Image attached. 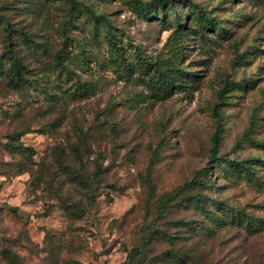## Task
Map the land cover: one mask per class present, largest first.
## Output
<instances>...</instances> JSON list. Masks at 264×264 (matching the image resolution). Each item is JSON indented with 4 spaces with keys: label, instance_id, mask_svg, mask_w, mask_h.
Returning a JSON list of instances; mask_svg holds the SVG:
<instances>
[{
    "label": "rangeland",
    "instance_id": "rangeland-1",
    "mask_svg": "<svg viewBox=\"0 0 264 264\" xmlns=\"http://www.w3.org/2000/svg\"><path fill=\"white\" fill-rule=\"evenodd\" d=\"M163 1L0 0L31 71L0 72V264H264V0Z\"/></svg>",
    "mask_w": 264,
    "mask_h": 264
},
{
    "label": "trees",
    "instance_id": "trees-1",
    "mask_svg": "<svg viewBox=\"0 0 264 264\" xmlns=\"http://www.w3.org/2000/svg\"><path fill=\"white\" fill-rule=\"evenodd\" d=\"M56 1H59V0H56ZM134 2L137 8L145 15L149 13L150 7H152V5L156 7H159V6L164 7L166 5L165 1L163 0L153 1L151 3H146V2H143L142 0H134ZM203 18H204V22L206 23V26L212 29L213 19L208 18L207 16H203ZM60 25L62 26V24ZM18 35L19 34L15 33V30L12 28V26L8 22L3 24V30L0 34V37L4 39L2 40V42L5 44V50H4L3 56L0 58V72L1 73L4 72L5 65L9 64V69L7 71V74L5 75L6 79L8 80L9 84L12 87L17 88L19 90H23L24 87L28 84L29 79L27 76L31 73V71L25 59L23 58L21 59L18 56L19 53L16 49L17 47L16 39L18 38ZM62 35H63L62 44L65 45L64 46L65 48H67L68 38L66 34V29L63 30V32H61V36ZM20 36L23 38L25 42H29L30 45L31 43H33L28 33L21 31ZM51 46H52L51 40L47 39V41L43 44L41 49L37 50L39 52V55L45 53V55L50 56L51 61L53 62L55 68H58V69L68 68L67 64L65 63V61H67L68 56H69V54H67V50H65V48L58 49V50H51ZM39 77L40 79H42L41 82L45 81L46 77L44 76V73L40 74ZM232 88H233V84L226 82L224 89L218 95V99L220 103L216 105L214 109V116L218 119L220 118V114H219L220 108L225 103V95ZM27 133L29 132L20 131V132L15 133L12 136H8V138L10 139L11 143H14L16 139L17 141H20L21 137ZM222 133H223V128L219 125L217 128V131L212 137L213 143L215 144L214 148H216L214 149V153H217L218 151V146L221 141ZM83 137L85 138L86 136L83 135ZM78 139L80 142L84 141L81 135ZM73 149H74L75 155H77L78 161H80L82 166L85 165L84 159L89 158L90 151H87L86 154L83 155L81 146H74ZM252 161L253 160L231 161L229 163L235 167L246 168L247 170H253V166L251 165ZM202 173H205L207 176L209 171L206 168L202 171ZM93 174H94V180L99 183L102 180V165L101 164L96 165L95 171L93 172ZM194 183H197V181H194ZM111 187L113 188V186ZM192 199H193L192 201L195 204V207L198 209H201L204 213H206L209 216L210 213H207L206 209L204 208L205 198L201 194H195ZM213 205L218 206L219 204L213 203L212 206ZM164 209L165 207L162 205L160 210L162 211ZM176 224H179V223H176ZM183 224L188 225L185 222H183ZM153 232H154V227L150 229V232H148L146 236H144V238H150V233H153ZM128 261H129V264L133 263V259H130Z\"/></svg>",
    "mask_w": 264,
    "mask_h": 264
}]
</instances>
